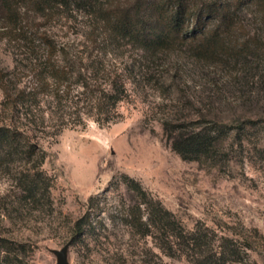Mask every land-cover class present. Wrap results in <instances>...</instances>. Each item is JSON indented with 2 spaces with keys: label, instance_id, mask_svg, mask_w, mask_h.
Instances as JSON below:
<instances>
[{
  "label": "rangeland",
  "instance_id": "obj_1",
  "mask_svg": "<svg viewBox=\"0 0 264 264\" xmlns=\"http://www.w3.org/2000/svg\"><path fill=\"white\" fill-rule=\"evenodd\" d=\"M19 22L27 39L0 27V69L12 94L37 95L38 105L29 100L32 113L14 116L0 87V125L14 121L30 129L44 156L40 180L47 192L27 198L15 171L23 162L0 172V239L12 250L7 260L0 251V264H55L51 250L69 241L70 264H264V11L251 6L239 17L237 36L255 39V52L215 61L197 60L185 46L144 52L115 39L97 15L74 2L46 10L27 2ZM43 33L59 50L60 76L44 73L39 82ZM118 75L126 98L97 114L89 97ZM165 123L222 132L209 156L186 160L172 149ZM126 179L138 182L174 224L162 223L149 235L143 224L134 226L130 214L143 223L146 211ZM180 232L184 240L199 232L204 244L186 246L173 238ZM222 237L251 247H237L233 262L212 257Z\"/></svg>",
  "mask_w": 264,
  "mask_h": 264
},
{
  "label": "trees",
  "instance_id": "obj_2",
  "mask_svg": "<svg viewBox=\"0 0 264 264\" xmlns=\"http://www.w3.org/2000/svg\"><path fill=\"white\" fill-rule=\"evenodd\" d=\"M27 2L36 10H46L55 4L74 2L77 7L87 8L97 15L115 39L127 40L133 47L153 55L171 51L178 46H185L192 57L202 61L211 59L215 61L221 57L235 58L254 53L255 39H241L237 36L243 29L239 17L243 9L251 6L264 11V0H118L106 8L97 7L95 0H0V27L7 34L17 33L21 39H27L23 29L18 27L20 8ZM38 44L43 49L38 59L40 63L42 60V64L38 65L39 82H44L41 77L44 73H48L50 78L59 77L60 71L55 64L59 50L45 33L39 34ZM81 86L84 90L89 88L88 83H82ZM0 87L4 93L5 102L12 107V112L15 111L14 116L17 114V116L27 117L29 113H32L28 109L29 100H37L38 105L37 95H29L25 91L12 94L9 90L8 73L1 69ZM99 93V95L90 96L89 100L93 99L92 108L96 107L97 114L101 115L106 106L109 105L113 109L126 98L125 82L118 75L107 87L99 89ZM52 97L59 103L62 96L55 89ZM38 119L40 124L45 123L42 113ZM105 120H108V117ZM32 122L35 121L32 120ZM167 124L165 123L164 130L170 134L168 140L172 149L186 160L209 156L222 132L219 127L191 131L183 127L169 129ZM29 130L27 127L15 124L14 121L0 125V172L9 173L16 168L15 163L23 162L24 166L15 170L20 175L19 188L27 198L34 201L38 196H42L40 194L42 191L47 192V186H43L40 180V167L44 156L37 144L32 141ZM30 162L37 164L26 167L25 165ZM125 184L128 191L142 198L137 206L138 204L144 206L145 222L142 223L141 216L130 214V217L134 226L139 227L142 224L145 226L144 235H149L160 224L161 228L164 227L162 223L169 227L174 224L172 214L159 202L148 198L138 182L126 179ZM76 228L78 231L83 228V218L76 222ZM188 236L189 238L184 240L180 232L173 238L181 240L186 246L201 247L204 244L199 232L189 233ZM9 246L10 243L7 240L0 239V251L4 252V260H7L12 252ZM239 246L244 249L251 247L247 241L240 242L229 237H222L219 245L215 249L211 248L210 252L212 257L228 256L233 262L238 255L237 247Z\"/></svg>",
  "mask_w": 264,
  "mask_h": 264
},
{
  "label": "water",
  "instance_id": "obj_3",
  "mask_svg": "<svg viewBox=\"0 0 264 264\" xmlns=\"http://www.w3.org/2000/svg\"><path fill=\"white\" fill-rule=\"evenodd\" d=\"M72 241H69L66 243L61 249L58 250H51V252L54 254L56 258V263L55 264H70L68 262V248L71 245Z\"/></svg>",
  "mask_w": 264,
  "mask_h": 264
}]
</instances>
